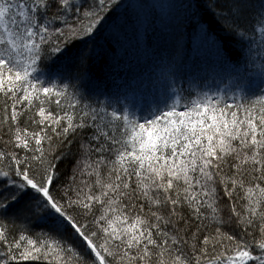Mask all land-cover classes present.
Here are the masks:
<instances>
[{"label": "snow or ice", "instance_id": "1", "mask_svg": "<svg viewBox=\"0 0 264 264\" xmlns=\"http://www.w3.org/2000/svg\"><path fill=\"white\" fill-rule=\"evenodd\" d=\"M0 264H264V0H0Z\"/></svg>", "mask_w": 264, "mask_h": 264}, {"label": "trees", "instance_id": "2", "mask_svg": "<svg viewBox=\"0 0 264 264\" xmlns=\"http://www.w3.org/2000/svg\"><path fill=\"white\" fill-rule=\"evenodd\" d=\"M133 3L139 2V0H132ZM149 2H159L164 3L168 2V0H149ZM201 4H203V0H199ZM201 16L205 22V25L208 29L211 30V35L209 38L205 39L197 35H190V33H186L182 43L186 46L191 47H199L201 56L206 58L209 61H215L216 57V47L213 45V40L217 41V44L221 47V55L225 57H231L233 59L239 56V52L237 51L235 41L232 37L226 36L223 31H221L216 25L215 21L212 19L210 13L201 12ZM173 43L172 36L170 33H166L164 36L158 32L153 40V44L156 47L160 48H170ZM124 47L128 48L130 55L126 57L127 61L131 64L133 71H139L140 69L137 67L138 56L139 64H144V59L135 49V39L132 38L131 34L127 40L124 41ZM118 56H123V49H118ZM98 74H102L103 66L96 65L94 69ZM223 87V84L220 85Z\"/></svg>", "mask_w": 264, "mask_h": 264}]
</instances>
